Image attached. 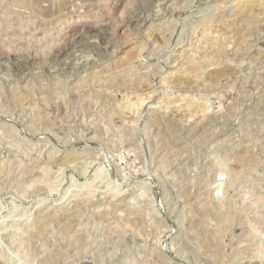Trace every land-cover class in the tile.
<instances>
[{
  "label": "rangeland",
  "instance_id": "rangeland-1",
  "mask_svg": "<svg viewBox=\"0 0 264 264\" xmlns=\"http://www.w3.org/2000/svg\"><path fill=\"white\" fill-rule=\"evenodd\" d=\"M0 53V264H264V0H0Z\"/></svg>",
  "mask_w": 264,
  "mask_h": 264
},
{
  "label": "bare ground",
  "instance_id": "bare-ground-1",
  "mask_svg": "<svg viewBox=\"0 0 264 264\" xmlns=\"http://www.w3.org/2000/svg\"><path fill=\"white\" fill-rule=\"evenodd\" d=\"M201 1V0H200ZM52 14V13H51ZM139 15V14H138ZM99 20V19H98ZM135 23V22H134ZM80 27H84V28H86L87 30H94L96 27H95V25H90V24H80V25H73V26H71V27H69V29L66 31V33L67 34H70V33H72V32H74V30L76 29V28H80ZM109 31V30H108ZM113 31V30H112ZM111 31V32H112ZM100 32V31H99ZM102 32V31H101ZM107 32V31H106ZM110 32V31H109ZM110 32V33H111ZM73 34V33H72ZM86 34H88V33H86ZM109 34V33H108ZM87 36V35H86ZM69 37V36H68ZM73 38L75 37V36H72ZM87 37H89V36H87ZM100 37V36H99ZM109 38V37H108ZM64 39V38H63ZM80 39H81V36H80ZM78 41V40H77ZM91 41V40H90ZM109 42H110V39H109ZM103 43V42H102ZM108 44V43H107ZM56 45H57V43H56ZM83 47H84V45H83ZM87 48V47H86ZM102 48V47H101ZM105 48V47H104ZM5 49V48H4ZM100 49V48H99ZM2 50V49H1ZM62 50V49H61ZM64 50V49H63ZM61 54H62V52H60ZM1 54V53H0ZM54 54V53H53ZM57 54V53H56ZM65 54H66V52H65ZM64 54V55H65ZM57 56V55H56ZM60 56V55H59ZM66 57V56H65ZM64 57V58H65ZM54 58V57H53ZM56 58V57H55ZM27 59H28V57H27ZM57 59V58H56ZM55 59V60H56ZM63 59V58H62ZM59 61V60H58ZM66 62V61H65ZM62 63V62H61ZM16 66V65H15ZM19 67V66H18ZM17 67V68H18ZM23 69V68H22Z\"/></svg>",
  "mask_w": 264,
  "mask_h": 264
}]
</instances>
